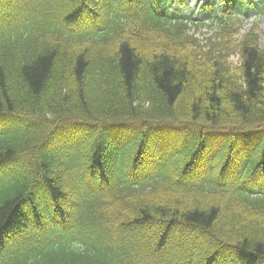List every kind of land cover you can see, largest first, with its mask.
<instances>
[{
    "label": "trees",
    "instance_id": "obj_1",
    "mask_svg": "<svg viewBox=\"0 0 264 264\" xmlns=\"http://www.w3.org/2000/svg\"><path fill=\"white\" fill-rule=\"evenodd\" d=\"M220 1L0 0V264H264L262 36Z\"/></svg>",
    "mask_w": 264,
    "mask_h": 264
},
{
    "label": "rangeland",
    "instance_id": "obj_2",
    "mask_svg": "<svg viewBox=\"0 0 264 264\" xmlns=\"http://www.w3.org/2000/svg\"><path fill=\"white\" fill-rule=\"evenodd\" d=\"M184 4H181L180 1L174 0V7L178 10H182L184 16L189 17V15H194L198 19H205L208 16L214 17L215 12L219 11L221 8L220 0H181ZM239 1V0H234ZM245 5L242 6V15L245 16V21L247 22V28L251 26V24L257 20L259 26L258 30L261 37L260 47L264 50V0H243ZM213 4L215 7L213 9L206 8L207 4ZM257 4L260 5L261 11H255L249 4ZM250 9V10H249ZM205 29H203V35L211 36L209 33L206 34ZM205 36H202L206 38ZM235 61L236 59H232ZM86 129L85 127H66L63 128L60 134V138L58 139L61 144L68 143L71 140H78L75 145L67 148V150H62V158L64 160V165L66 170L70 173L74 167H76L77 162L81 159L83 154V146L78 142L81 140L83 136L78 133L79 130ZM178 132L173 131L171 134H158V137L165 142V150H168L170 147L175 146L176 138L175 136ZM140 137V132L136 129H117L114 132L113 138L114 142L107 149V153L111 156L120 155L123 158V155H129L132 151V145L134 141H137ZM157 137V134L156 136ZM123 140L126 142V145H123ZM167 159V157H166ZM122 179V178H119Z\"/></svg>",
    "mask_w": 264,
    "mask_h": 264
}]
</instances>
